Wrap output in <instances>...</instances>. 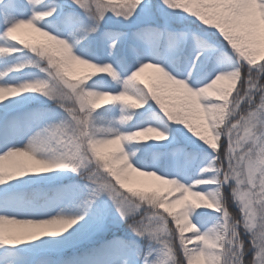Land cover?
I'll use <instances>...</instances> for the list:
<instances>
[{"label": "snow or ice", "instance_id": "1", "mask_svg": "<svg viewBox=\"0 0 264 264\" xmlns=\"http://www.w3.org/2000/svg\"><path fill=\"white\" fill-rule=\"evenodd\" d=\"M0 264H264V0H0Z\"/></svg>", "mask_w": 264, "mask_h": 264}, {"label": "rangeland", "instance_id": "2", "mask_svg": "<svg viewBox=\"0 0 264 264\" xmlns=\"http://www.w3.org/2000/svg\"><path fill=\"white\" fill-rule=\"evenodd\" d=\"M20 35L23 37V38H30L33 34L30 32V30H27V29H22L20 30ZM232 208H234L232 206ZM66 256H70L71 255V252H67L65 253Z\"/></svg>", "mask_w": 264, "mask_h": 264}, {"label": "trees", "instance_id": "3", "mask_svg": "<svg viewBox=\"0 0 264 264\" xmlns=\"http://www.w3.org/2000/svg\"><path fill=\"white\" fill-rule=\"evenodd\" d=\"M230 210H232L233 212H235V211H236L235 207H234V208H232L231 202H230ZM124 228H125V229H127V225H124Z\"/></svg>", "mask_w": 264, "mask_h": 264}]
</instances>
